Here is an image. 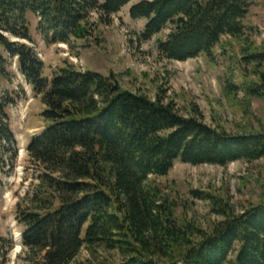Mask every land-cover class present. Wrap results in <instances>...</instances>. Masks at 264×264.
I'll return each instance as SVG.
<instances>
[{"label":"trees","instance_id":"trees-1","mask_svg":"<svg viewBox=\"0 0 264 264\" xmlns=\"http://www.w3.org/2000/svg\"><path fill=\"white\" fill-rule=\"evenodd\" d=\"M132 1L0 0V85L12 81L10 59L17 58L46 105V126L27 146L41 173L17 210L24 246L42 255L40 264H72L83 247L116 250L118 264H264V188L259 202L240 211L229 198L194 191L222 216L207 230L179 217L156 180L176 160L226 165L264 158V130L231 133L207 124L196 105L185 115L161 94L152 99L70 64L44 76V62L30 44L33 19L47 43L71 44L91 36L93 12L110 23ZM251 4L140 0L130 15L147 20L145 39L170 26L159 50L183 61L212 55L223 36L243 40ZM15 102L10 93L0 95V180L19 155L8 113Z\"/></svg>","mask_w":264,"mask_h":264},{"label":"rangeland","instance_id":"rangeland-1","mask_svg":"<svg viewBox=\"0 0 264 264\" xmlns=\"http://www.w3.org/2000/svg\"><path fill=\"white\" fill-rule=\"evenodd\" d=\"M138 1L123 7L110 23L102 22L93 12L91 36L71 44L47 43L33 19L30 44L44 62V76L50 79L70 64L82 71L111 76L123 89L152 99L161 94L185 115L196 105L207 124L231 133L264 130V0H252L244 19L243 40L223 36L212 55L202 53L183 61L166 58L159 50V42L167 38L170 26L150 39L143 37L147 20L130 15L131 6ZM9 69L14 77L1 83L0 95L10 93L16 98L8 106V113L19 155L16 166L3 173L0 180V264H40L42 255L22 242L23 226L18 222L17 210L18 204L31 196L41 173L27 146L46 126L42 115L46 105L21 74L17 58L10 59ZM156 180L176 203L179 217L210 230L222 216L194 191L229 198L238 211L255 204L264 188V158L226 165L176 160L169 173ZM102 261L118 264L122 257L116 250L98 248L91 253L83 247L72 264Z\"/></svg>","mask_w":264,"mask_h":264},{"label":"bare ground","instance_id":"bare-ground-1","mask_svg":"<svg viewBox=\"0 0 264 264\" xmlns=\"http://www.w3.org/2000/svg\"><path fill=\"white\" fill-rule=\"evenodd\" d=\"M16 252H17V250H16Z\"/></svg>","mask_w":264,"mask_h":264}]
</instances>
